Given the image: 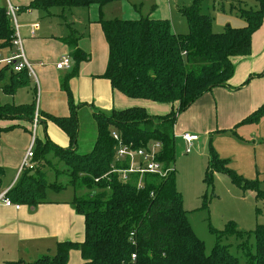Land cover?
Instances as JSON below:
<instances>
[{
	"label": "trees",
	"instance_id": "obj_1",
	"mask_svg": "<svg viewBox=\"0 0 264 264\" xmlns=\"http://www.w3.org/2000/svg\"><path fill=\"white\" fill-rule=\"evenodd\" d=\"M121 0H33L24 10L49 13L54 8L63 12L98 6L103 8ZM258 10H238L246 26L215 33L213 20L202 13V1L194 0L180 12L186 19L189 32L178 35L172 31L169 20H104L100 18L109 58L102 78L112 89L133 100L171 104L175 108L165 116H151L143 107H133L94 113L97 137L94 148L87 154L75 151L79 139L78 107L70 92L69 80L77 75L79 66L91 57L79 48L80 36L65 39L70 48L75 70L61 82L68 95L69 117L44 115L39 125L54 123L69 138L70 147L62 149L49 139H36L34 170L22 172L6 197L15 205L35 211L47 202V191H62L66 187L86 188L84 196H75L70 203L75 212L85 219V239L81 243H58L54 256L46 255L29 264H68L73 251L80 252L82 264H239L229 247L221 244L228 234H239L235 223H230L210 254L196 236L188 221L175 172L167 179L145 177V186L138 190L134 177L123 183L112 173L116 165V133L125 144L147 148L161 144L158 160L166 167L175 163V127L180 115L196 101L217 88H227L235 73L234 58L252 54V40L264 22V0H257ZM14 28L6 8L0 7V49L9 48ZM264 76V74H263ZM13 95L28 86L29 74L0 72V82ZM36 102L30 105H0V121H25L33 124ZM264 118V105L240 124H257ZM11 129V128H10ZM9 129V130H10ZM28 130V129H27ZM30 131V130H28ZM32 134V130L30 131ZM63 162L71 177L66 186L47 182V164L50 153ZM210 165L205 182L213 174L228 176L236 185L248 187L246 181L227 167L214 150H210ZM118 166V165H117ZM125 168V166L119 165ZM5 169L0 166V193ZM153 196L151 197V194ZM259 197V195H258ZM134 237H131V235ZM256 240L254 255L248 253L251 264H264V226L253 232ZM246 251V244L240 246ZM136 260L132 261V256ZM9 264H25L21 261Z\"/></svg>",
	"mask_w": 264,
	"mask_h": 264
},
{
	"label": "crops",
	"instance_id": "obj_2",
	"mask_svg": "<svg viewBox=\"0 0 264 264\" xmlns=\"http://www.w3.org/2000/svg\"><path fill=\"white\" fill-rule=\"evenodd\" d=\"M32 1L0 0V7L7 9L10 3L20 9L18 15L21 17L22 26L26 30L25 35L28 34L32 38L30 41H26L31 46L29 53L26 51L24 53L29 63L32 65L33 62L38 68L37 75L35 74V77H33L35 78V80L33 79L34 83L36 81L35 85L34 83H32L34 86L31 84V77L29 76L28 86L22 87L30 89L29 93L32 100L21 101L19 105L2 104L0 102V105L21 106L36 102V116H39L42 121L45 119L44 115L60 118L69 117L68 95L62 90L61 82L65 77L71 76L74 72L75 63L71 57L72 69L70 71H60L56 68V65L62 56H71L70 48L64 40L77 37L78 35L81 37V34L75 30L74 23L70 22L67 16L73 15L74 11L81 10L82 8L63 12L62 18L63 20L65 18L64 24H61L59 32L54 33L52 26L49 29L42 30L39 24H32L28 29L26 28L28 23L37 19V15L44 18L46 14L52 17L51 12L25 11L24 8L28 7ZM131 1L121 0L103 8L92 6L88 9H83L92 14L89 18L90 21L99 26L100 18L113 20L107 18L106 14L107 10L116 5H122L119 9L123 16L122 20H139L144 16H142L141 12H138L137 5L134 6ZM155 10L156 7H153L147 17L153 20H166L165 17L155 15ZM34 25H38L39 30L32 36L31 31ZM172 31L175 34L179 33L173 27ZM180 33H186V30ZM255 35L252 40V54L246 58H234L233 62L234 65L241 68L242 66H246V69L248 68L247 64L251 62L253 65L252 69L256 73H261L264 69V45L260 44L259 48V43L255 44ZM90 39L89 43L81 44V39L78 43L79 48L90 55V61L81 63L77 75L69 80L70 92L75 105L78 107L79 122L81 117L85 116L88 120H92L95 127V112L107 114L114 110L120 111L133 107H143L149 110L153 109L154 106H159V111L165 114L175 108L171 104L142 103L139 100L129 99L121 93L114 91L109 81L102 78L106 62L101 68L95 66L93 63V57L89 52H92L94 57H96L98 51L93 47L91 36ZM261 42L264 44V34L261 35ZM102 43L106 61L108 47L106 43L104 45V40ZM253 58H255L254 63ZM255 63L257 68H255ZM250 70H246V72L248 73ZM232 79L227 88H217L211 91L180 115L175 127L176 138L177 133L179 135L178 139L183 141L181 135L184 133L195 135L203 133L206 135L234 129L239 125H243L240 123L244 119L264 105L262 99L255 97L254 94L247 93V87L237 90L236 86H232ZM3 87L0 88L2 91ZM15 94L7 95H9L8 97H13ZM32 127L34 130L33 124L25 121H0V166L5 169L2 192L12 187L19 178V171L31 145L32 134L30 131ZM46 138L62 149L70 147L68 136L50 121H46V124H38L36 128V139L45 141ZM198 143H200V139ZM184 144L187 148V144L185 142ZM58 185L64 186L62 184ZM65 189L62 191L49 189L47 191L48 203L40 205L35 211H31L27 206H21L17 210L15 207H7L0 203V264L19 261L29 264L46 255L54 256L58 243L66 241L81 243L84 241L85 219L83 216L78 215L70 204L76 195L73 193L70 200L51 197L55 195L59 196ZM82 263L80 252H71L68 264Z\"/></svg>",
	"mask_w": 264,
	"mask_h": 264
},
{
	"label": "rangeland",
	"instance_id": "obj_3",
	"mask_svg": "<svg viewBox=\"0 0 264 264\" xmlns=\"http://www.w3.org/2000/svg\"><path fill=\"white\" fill-rule=\"evenodd\" d=\"M193 1L132 0L131 3L134 6L137 5L138 12H141L142 16H144L141 18H147L148 14L151 13V9L156 7L155 15L165 17L166 20L170 21L171 26L179 32L178 34L185 35L189 32V28L180 10L190 7ZM201 1L202 13L212 18V28L215 33L225 31L228 26L232 28L245 27L246 21L238 14V10H258L257 0ZM121 6L116 5L107 10V18L113 20L116 18L122 19L123 16L121 10H119ZM50 12L52 17L46 14V18L37 15V19L28 23L26 28L28 29L32 24H39L42 30L49 29L52 26L54 33L59 32L61 24H64L65 21V18L64 20L62 18L63 10L54 8ZM73 13V15H68L67 18L74 23L75 30L81 34V44L89 43L91 41L90 36L92 37L93 47L98 51L96 57H94L92 52H89L93 57V63L101 68L106 62V71L109 50L105 61L102 42L104 40L105 45L106 40L101 25L91 22L89 18L92 14L83 8ZM17 23L23 38L24 51L29 53L31 46L26 41H30L32 38L28 34L25 35L26 30L22 26L19 15H17ZM12 25H14L13 22ZM185 30L186 33H180L185 32ZM255 34L254 42L255 44L259 43L260 48V44L264 45L261 42V35L264 34V22L261 29ZM32 65L34 73L37 75L38 68L33 62ZM254 65L257 68L256 63ZM247 66L248 68L246 69V66L241 68L235 65L236 71L231 85L236 86L237 90L247 87L248 94H254L255 97L264 101V69L261 73H256L252 69L253 65L251 62ZM249 69L251 70L247 73L246 70ZM33 79L35 80V78L31 77V84L34 83ZM5 85H9L8 79L0 82V88ZM29 92V88H22L17 91L15 96L8 97L9 95L0 89V102L2 104L19 105L21 101L32 100ZM139 101L142 103L148 102ZM158 107L154 106L153 109H146L147 113L157 117L165 116L171 112L169 110V113H161ZM80 125L79 139L75 151L83 155L93 150L97 131L96 124L94 127L92 120H88L85 116L81 117ZM197 135L200 138V143L193 147L191 154H184L187 148L184 142L178 139L179 135L177 133L175 163L173 164L176 174V186L182 195L184 209L188 213L189 224L196 236L205 244L206 253L210 254L219 241V235L226 231L230 223H235L239 234L225 235L221 239V244L229 247L231 254L238 259L239 264H251L247 255L248 253L254 255L256 251V240L253 232H255L258 225L264 226V118L257 124H243L231 130L228 129L206 135L197 133ZM33 137L34 131L32 127ZM211 148L221 160L227 161L228 168L246 181L248 187L244 184L243 186L236 185L228 176L222 174H213L211 181L205 182L206 173L210 165ZM48 158L52 164H47L45 168L47 171V182L52 185H68L71 180L67 173L68 168L63 162L55 158L53 152L50 153ZM88 192L84 187H79L76 190L72 187H67L59 196L51 197L70 200L73 193L77 197H81ZM242 244H246V251L240 247Z\"/></svg>",
	"mask_w": 264,
	"mask_h": 264
},
{
	"label": "built area",
	"instance_id": "obj_4",
	"mask_svg": "<svg viewBox=\"0 0 264 264\" xmlns=\"http://www.w3.org/2000/svg\"><path fill=\"white\" fill-rule=\"evenodd\" d=\"M7 11L9 16L14 23V34L12 37V43L9 48L0 49V72L20 74L27 72L30 77H35V73L32 65L26 58L23 47V40L20 36L19 25L17 23V15L19 8L8 4ZM39 30L38 25L32 27L31 35L34 36L35 32ZM56 68L60 71H70L72 69L71 56H62L60 61L57 63ZM39 124L38 117L34 119V137L32 138L30 148L23 160L19 174L26 170H34L36 165L34 162V151H35V133L36 128ZM113 138L116 142V165L113 166L112 173L120 178L123 183H130L134 177L136 179V187L141 190L145 186V177L155 176L159 180L167 179L172 175L175 170L171 164L166 167L164 163L158 160V156L161 150L160 143H154L149 145L147 148H135L133 145L125 144L118 134L114 133ZM183 141L187 144L185 154H191L193 147L199 142V136L190 133H184L181 135ZM118 165V166H117ZM125 166L123 167H119ZM20 176V175H19ZM17 182V181H16ZM13 187V186H12ZM10 187L7 191L0 193V203L7 207H15L17 210L21 208V205H15L11 202L6 194L11 190ZM153 193L151 194V197ZM131 237H134L132 234ZM136 260V255L132 256V261Z\"/></svg>",
	"mask_w": 264,
	"mask_h": 264
}]
</instances>
